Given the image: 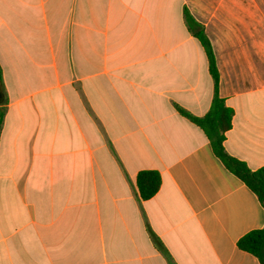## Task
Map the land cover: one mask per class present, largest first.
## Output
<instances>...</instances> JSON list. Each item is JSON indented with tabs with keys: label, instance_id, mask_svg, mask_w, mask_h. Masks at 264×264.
Returning <instances> with one entry per match:
<instances>
[{
	"label": "crops",
	"instance_id": "crops-1",
	"mask_svg": "<svg viewBox=\"0 0 264 264\" xmlns=\"http://www.w3.org/2000/svg\"><path fill=\"white\" fill-rule=\"evenodd\" d=\"M184 9L224 149L264 166V0H0V264H260L237 242L264 206L176 109L213 98Z\"/></svg>",
	"mask_w": 264,
	"mask_h": 264
},
{
	"label": "trees",
	"instance_id": "trees-1",
	"mask_svg": "<svg viewBox=\"0 0 264 264\" xmlns=\"http://www.w3.org/2000/svg\"><path fill=\"white\" fill-rule=\"evenodd\" d=\"M184 22L193 36L204 49L208 60V70L213 80V98L209 111L203 116H194L184 109L176 106L178 112L189 121L197 125L210 142L214 155L223 165L238 177L257 196L260 204L264 206V166L256 170H250L240 160L230 156L223 146L225 132L231 126L232 111L222 98L218 96V72L211 44L206 37L203 27L189 14L187 9L183 11ZM0 98H3V85L0 70ZM4 109L0 107V129L2 125ZM160 175L157 171L141 170L136 175V187L139 197L147 200L153 197L160 187ZM238 247L246 251L264 264V228L253 230L242 236ZM169 264H174L168 259Z\"/></svg>",
	"mask_w": 264,
	"mask_h": 264
}]
</instances>
